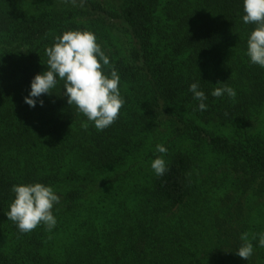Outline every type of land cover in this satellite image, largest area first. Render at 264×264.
I'll list each match as a JSON object with an SVG mask.
<instances>
[{
    "label": "trees",
    "instance_id": "1",
    "mask_svg": "<svg viewBox=\"0 0 264 264\" xmlns=\"http://www.w3.org/2000/svg\"><path fill=\"white\" fill-rule=\"evenodd\" d=\"M244 15V0H0V264H264V67ZM76 30L120 76L125 103L103 131L59 77L25 103L46 49ZM225 84L234 99L211 95ZM34 183L60 197L57 223L21 233L11 189ZM245 232L248 260L235 252Z\"/></svg>",
    "mask_w": 264,
    "mask_h": 264
},
{
    "label": "clouds",
    "instance_id": "2",
    "mask_svg": "<svg viewBox=\"0 0 264 264\" xmlns=\"http://www.w3.org/2000/svg\"><path fill=\"white\" fill-rule=\"evenodd\" d=\"M244 12V23L256 25L247 41V55L251 63L264 67V0H244ZM46 55L48 70L37 74L32 80L31 92L25 97L26 104L34 108L37 98L43 94L51 95L59 77L64 81L63 96L67 97L68 104L75 105L98 131H103L118 119L125 103L119 91L120 76L97 43L94 33L66 31L55 38L54 45L46 49ZM105 66L109 68V74L103 71ZM189 91L193 93L194 99L200 101L199 110H206L204 101L207 97L199 85L192 83ZM225 93L232 99L236 97L235 90L227 84L215 88L211 95L219 98ZM39 103L43 106L44 101L41 99ZM82 127L87 129L88 123H83ZM156 151L166 154L167 148L158 144ZM151 167L157 176L167 171L162 156L154 159ZM11 191L15 193V199L6 215L8 220L16 223L21 233H29L41 224L46 231L56 226L57 220L52 209L54 204L60 202V197L50 186L42 183L13 185ZM248 237L247 232L241 235L243 243L235 251L245 260L253 254V244ZM259 245L264 247V233L259 234Z\"/></svg>",
    "mask_w": 264,
    "mask_h": 264
}]
</instances>
